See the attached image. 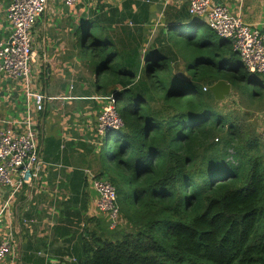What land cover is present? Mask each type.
Listing matches in <instances>:
<instances>
[{"label":"trees","instance_id":"trees-1","mask_svg":"<svg viewBox=\"0 0 264 264\" xmlns=\"http://www.w3.org/2000/svg\"><path fill=\"white\" fill-rule=\"evenodd\" d=\"M187 29L168 26L141 68L103 57L97 39L83 42L99 57L95 88L123 122L111 158L131 190L118 235L91 236L77 264H264V139L208 89L217 74L253 103L264 78L203 21Z\"/></svg>","mask_w":264,"mask_h":264},{"label":"crops","instance_id":"crops-1","mask_svg":"<svg viewBox=\"0 0 264 264\" xmlns=\"http://www.w3.org/2000/svg\"><path fill=\"white\" fill-rule=\"evenodd\" d=\"M8 2L0 0V38L11 30L5 18ZM164 2L77 0L69 5L48 0L31 28L37 57L28 81L0 75V134L23 131L20 121L30 109L42 161L33 182L14 194L0 184V209L5 206L0 235L12 239L3 264H77L82 245L91 236L118 235L110 228L107 214L96 206L93 181H120L126 189L131 185L121 172L120 176L113 173V165L103 155L98 115L110 99L95 88L97 73L84 60L96 69L99 57H92L83 42L97 39L103 57L110 56L119 66L141 68L167 42L168 26L191 25L193 20L207 25L204 17L188 12V0ZM212 3L225 5L250 25H264V0ZM178 60L175 53L172 62ZM36 92L48 97L40 112L32 109Z\"/></svg>","mask_w":264,"mask_h":264},{"label":"built area","instance_id":"built-area-1","mask_svg":"<svg viewBox=\"0 0 264 264\" xmlns=\"http://www.w3.org/2000/svg\"><path fill=\"white\" fill-rule=\"evenodd\" d=\"M47 1L10 0L8 3L5 18L10 23L11 30L6 38H0V75L28 81L31 64L35 63L37 57L31 43L30 31L36 18L46 9ZM64 1L71 5L77 0ZM164 1L166 4L169 0ZM188 12L204 17L208 27L219 37L230 41L232 50L237 53L244 68L249 73L259 74L264 78V25H250L239 14L230 12L225 5L213 4L212 0H188ZM47 98L42 92L34 93L33 111H42ZM109 99L98 115L97 129L103 137L123 125L112 99ZM30 114L29 109L20 121L23 131H6L0 134V184L10 188L11 194L24 185L31 184L42 165L37 129ZM260 130V134L264 136L262 129ZM93 184L98 195L96 206L107 214L109 226L113 229L120 221L116 188L111 182L100 178H95ZM4 207L0 209V231ZM11 246L12 239H4L0 235V264L7 258Z\"/></svg>","mask_w":264,"mask_h":264},{"label":"rangeland","instance_id":"rangeland-1","mask_svg":"<svg viewBox=\"0 0 264 264\" xmlns=\"http://www.w3.org/2000/svg\"><path fill=\"white\" fill-rule=\"evenodd\" d=\"M9 3V2H8ZM190 25L189 24H183L181 25V30H183L185 33H188L189 30L187 29ZM31 34V31H30ZM184 44L182 41L180 42V45ZM184 51V49H182ZM84 62L94 71L96 72V69L92 67V63L90 60H84ZM180 68V67H179ZM220 79L217 74H213L211 76L212 83L216 80ZM211 83V84H212ZM205 89V88H204ZM240 89V90H239ZM239 89H235L233 85H231L230 92L218 102V107L221 108L224 112H234V114L238 113L241 115V118L243 121H247L250 124V127L255 129L256 132L260 134V129H262V132L264 133V124H263V113H264V97L260 99L258 102H250L248 95H244L243 87H239ZM245 119V120H244ZM114 132L112 131L109 135L110 139L104 140V145L102 148L103 155L106 157V159L113 165V173L118 174L120 176V171L117 169L115 162L112 160V147H111V140L113 139ZM261 138L264 139V136L261 135ZM264 141V140H262ZM115 188L119 190L120 194L118 196V199L116 198V204L119 206V219L121 218L120 213L122 214L121 208H123V203H121L122 199L124 200L126 191H130L131 189L125 187V185L118 181H112ZM121 207V208H120Z\"/></svg>","mask_w":264,"mask_h":264},{"label":"water","instance_id":"water-1","mask_svg":"<svg viewBox=\"0 0 264 264\" xmlns=\"http://www.w3.org/2000/svg\"><path fill=\"white\" fill-rule=\"evenodd\" d=\"M182 69V66H179ZM231 88V83L225 79H218L208 86V89L214 96L216 101L222 100L229 92ZM112 102H114L112 100Z\"/></svg>","mask_w":264,"mask_h":264}]
</instances>
